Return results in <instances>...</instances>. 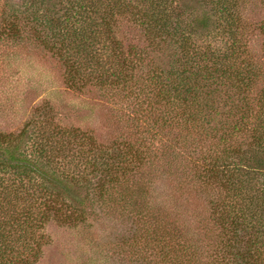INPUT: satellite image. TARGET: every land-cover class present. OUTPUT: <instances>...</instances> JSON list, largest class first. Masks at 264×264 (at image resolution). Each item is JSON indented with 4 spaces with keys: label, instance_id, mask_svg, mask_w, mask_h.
Instances as JSON below:
<instances>
[{
    "label": "trees",
    "instance_id": "16d2710c",
    "mask_svg": "<svg viewBox=\"0 0 264 264\" xmlns=\"http://www.w3.org/2000/svg\"><path fill=\"white\" fill-rule=\"evenodd\" d=\"M2 1L0 40L49 50L118 125L64 127L48 102L0 131V264H38L51 222L130 264H264V0Z\"/></svg>",
    "mask_w": 264,
    "mask_h": 264
},
{
    "label": "rangeland",
    "instance_id": "374dc122",
    "mask_svg": "<svg viewBox=\"0 0 264 264\" xmlns=\"http://www.w3.org/2000/svg\"><path fill=\"white\" fill-rule=\"evenodd\" d=\"M18 5L21 0H9ZM193 5L191 0H184ZM7 0H3L5 4ZM6 10L7 7L5 6ZM5 19L0 15V30ZM26 42V41H25ZM19 45L0 40V131L17 132L37 107L50 102L57 114L54 121L66 127H78L104 139L114 134L117 111L90 89L77 91L66 83L65 67L53 54L30 42ZM166 205L180 201L182 220L199 219L202 200L190 191L175 192ZM160 200L165 188L160 187ZM190 200V201H189ZM112 224L122 225L120 221ZM133 232V225L129 224ZM49 244L43 247L38 264H130L114 253L110 239L94 229H72L51 222L44 229Z\"/></svg>",
    "mask_w": 264,
    "mask_h": 264
}]
</instances>
